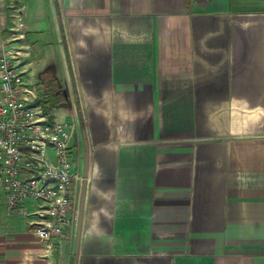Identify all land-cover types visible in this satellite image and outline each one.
I'll return each instance as SVG.
<instances>
[{
	"label": "crops",
	"instance_id": "1",
	"mask_svg": "<svg viewBox=\"0 0 264 264\" xmlns=\"http://www.w3.org/2000/svg\"><path fill=\"white\" fill-rule=\"evenodd\" d=\"M20 69L50 74L83 180L57 242L11 215L0 264H264V0H21ZM0 0V49L7 37ZM40 95V96H39Z\"/></svg>",
	"mask_w": 264,
	"mask_h": 264
},
{
	"label": "built area",
	"instance_id": "2",
	"mask_svg": "<svg viewBox=\"0 0 264 264\" xmlns=\"http://www.w3.org/2000/svg\"><path fill=\"white\" fill-rule=\"evenodd\" d=\"M7 8L10 33L0 49V189L11 215H24L29 201L42 205L33 233L57 242L75 228L83 176L70 147L71 125L49 119L31 99L17 45L23 39L24 20L13 0ZM17 30L22 32L15 35Z\"/></svg>",
	"mask_w": 264,
	"mask_h": 264
},
{
	"label": "trees",
	"instance_id": "3",
	"mask_svg": "<svg viewBox=\"0 0 264 264\" xmlns=\"http://www.w3.org/2000/svg\"><path fill=\"white\" fill-rule=\"evenodd\" d=\"M43 81L46 83V89L44 88L43 95H45L46 99L40 100L43 112L49 116L55 108V106L62 101V94L60 90L59 84L56 82L55 78L50 74L42 75ZM40 96V95H39Z\"/></svg>",
	"mask_w": 264,
	"mask_h": 264
},
{
	"label": "rangeland",
	"instance_id": "4",
	"mask_svg": "<svg viewBox=\"0 0 264 264\" xmlns=\"http://www.w3.org/2000/svg\"><path fill=\"white\" fill-rule=\"evenodd\" d=\"M14 1V5L17 7V8H19L20 9V1L21 0H13ZM10 2V1H9ZM7 3H8V0H7ZM20 13H21V15H22V17H23V14H22V11L20 10ZM7 17H8V19H7V26L8 25H10V11H9V8H7ZM23 20H24V17H23ZM24 25H25V20H24ZM25 29V28H24ZM24 31V30H23ZM14 33H15V35H17L18 33H21L22 31H20V30H17V31H13ZM9 33H10V31H8L7 29H5V35L6 36H9ZM20 40H22V39H20ZM20 45V43H17V45ZM21 46V45H20ZM22 49V48H21Z\"/></svg>",
	"mask_w": 264,
	"mask_h": 264
},
{
	"label": "water",
	"instance_id": "5",
	"mask_svg": "<svg viewBox=\"0 0 264 264\" xmlns=\"http://www.w3.org/2000/svg\"><path fill=\"white\" fill-rule=\"evenodd\" d=\"M80 209L78 210V223H77V225H78V229H77V232H76V241H78V238H79V226H80Z\"/></svg>",
	"mask_w": 264,
	"mask_h": 264
}]
</instances>
